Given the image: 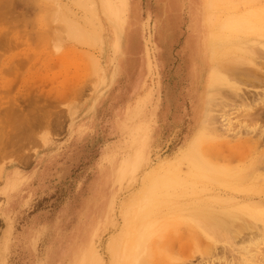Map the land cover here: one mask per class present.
I'll list each match as a JSON object with an SVG mask.
<instances>
[{"label":"rangeland","instance_id":"rangeland-1","mask_svg":"<svg viewBox=\"0 0 264 264\" xmlns=\"http://www.w3.org/2000/svg\"><path fill=\"white\" fill-rule=\"evenodd\" d=\"M212 70L230 85L210 88ZM262 75L264 0H0V264H123L138 231L143 246L168 241L164 264H244L241 243L261 232L246 246L264 264L261 220L195 236L160 215L185 204L205 218L225 204L212 191L264 199V147L238 146L259 132L199 135L223 103L236 131L254 124L234 107L253 104ZM187 239L184 262L170 243Z\"/></svg>","mask_w":264,"mask_h":264},{"label":"bare ground","instance_id":"bare-ground-1","mask_svg":"<svg viewBox=\"0 0 264 264\" xmlns=\"http://www.w3.org/2000/svg\"><path fill=\"white\" fill-rule=\"evenodd\" d=\"M90 8H92V7H90ZM257 50H258V48H257ZM255 55H257V54H255ZM209 73L210 74L208 75L207 83H208V85H210V88H216L222 84L228 83V79H224V77H222L223 75H221V73L218 70H215V71L212 70ZM257 82L258 83H264V75H262V78L259 77ZM228 85H230V83H228ZM237 92H239L240 94L243 93L242 95L245 96V92L242 91V89H240V88L237 89ZM251 92H253V95L251 94L253 96V100H252L253 104L248 103L247 98L250 99V97L244 98L242 96V98L245 100V104L242 103V105H240V106L236 105L234 108H236V110H238L237 112H243V111L248 112V113L251 112L248 115V121H251V122L253 121L254 124H247L244 122L240 123V128L238 131H236L234 128L233 120L231 118L232 114L230 115L231 112L229 113L228 110L226 109V108H230V107H229V105L227 106V104L223 103L224 108L221 111H219L220 113H219L218 119L213 116V114H212L213 112H208L209 110L207 111L208 116L206 117L205 122L202 124L199 135L200 136L210 135V136H214V138H218L220 140H222V139L227 140V138H229V137L233 138L234 135L238 136L236 138H239V136H242V133H243L242 130H245L247 132V134H251V135H254V133L259 132L254 136V138L253 137L251 138L252 139L251 141L249 140V141L244 142L242 140H239V143H238V146H242V147H245V146L248 147L249 144H252V145H254V147L251 146L254 149L253 150L254 153L258 152L261 147H264V127H262L263 124L261 125L259 122V121H261V123L264 122V91L263 92L251 91ZM223 99H225V98H223ZM26 102H27V100H26ZM209 102H210V105L212 103L213 104L215 103L214 98H212V96L209 97ZM260 111H263V113H260ZM219 124H220V126L218 127ZM243 135H244V133H243ZM243 137H245V136H243ZM1 148H2V146H1ZM227 193L228 192L222 191V190H220L219 192H216V191L210 192L209 196H211L212 199H215V202L222 201L224 198H226L224 207H222L221 210L219 211L218 208L214 207L216 204H219V203L208 205L206 217L201 218L200 220H198L200 217L198 219L196 217L200 216V215H205V213L200 214L198 208H195L194 211L191 210L192 212L189 213L187 211L188 209H187L185 204H182V206L178 205V207H173L174 205L167 204L161 208V211H160L161 214L160 215L164 214L165 218H168L169 220H172V221H175V218L178 216L182 217L183 219L186 218L185 223L187 225L189 224L190 226H192L194 228L195 233H196V234H194L195 236H197V232H198L200 227H201L200 231L202 230L204 233H206L207 230H205V229H208L209 226L210 227L212 226L214 228V230L228 231L229 229L233 230L232 227L237 225L239 228L238 229L239 231L244 230L242 227L240 229V225L237 224V223H239L240 219L238 217H236V214H244V215L247 214L248 216L254 218V220H256V221L261 220L262 222H264V199H259V201H256L255 200L256 198L254 196H246V198L244 197V199L241 198L243 200L242 202H239L237 197H235L231 194H227ZM227 205H231L232 207L230 209H228V208H226ZM170 206H172L173 208H170ZM189 206H191V205H189ZM230 212L236 218L228 216L230 218L222 219V217L220 216V215H224V214L229 215ZM184 213L188 214V217H185ZM156 214L157 213H153V215L145 216L142 220H140V226L148 229V228H152L153 226L158 225L159 224L158 223L159 218H156ZM242 224H244V223H242ZM247 226L249 229H253L252 225L247 224ZM197 227H199V228L197 229ZM255 227H256V229H254V230H257V229L260 230L259 226H255ZM209 229L211 230L212 228H209ZM254 230H252V231H254ZM263 232H264V229H263ZM241 234H243V233L241 232ZM259 234L258 235L256 234L257 238H255L256 237L255 234H252L253 237L248 242H247V239H244L243 242H242V240L240 241V242H242L241 245L239 244L241 246L240 250L242 249L245 252V255L241 258V261L244 264H251V261L249 258V255L251 253L249 251L250 246H246V244L249 243L248 245H252V246L259 245V242L262 241L261 239L258 238V236L261 237L262 234H260V235ZM206 235H208V234H206ZM208 237H210V236L208 235L207 238ZM196 238H198V237H194L193 239H196ZM235 238H237V237H235ZM129 239L131 240L132 243L136 242L138 245H140V252L135 253L133 250H130V252H129L130 254H125L124 263H127V264H164L163 259H161V256L156 253L157 252L156 247L159 245L162 247H165L168 243V241L166 239L163 238V240L160 241L159 245L156 241L153 240L149 246H146V245L143 246L141 244L143 242H145L146 239H148V236L146 235V233H140L139 231L131 234ZM191 239H192V237H191ZM191 239H187V241L184 242L185 244L181 243L179 240L178 241H172L170 243V249L175 245L180 247L179 252H181V256H182V259L184 262H187L191 258V257L189 258L188 257L189 255L186 254L187 253L186 245H188V244L192 245ZM206 248H208V246ZM171 250H173V249H171ZM203 254H207V252L203 251ZM255 262L257 263V261H255Z\"/></svg>","mask_w":264,"mask_h":264},{"label":"crops","instance_id":"crops-1","mask_svg":"<svg viewBox=\"0 0 264 264\" xmlns=\"http://www.w3.org/2000/svg\"><path fill=\"white\" fill-rule=\"evenodd\" d=\"M194 45H196V46H194V47H196L197 48V44H196V42H194ZM202 60H204L203 58H202V55H199V57H197V62H198V70H195V72H193V70L192 69H190L189 71L191 72V73H188V76L191 78V82H192V84L194 85V87L196 88L197 87V84H198V82H200V74L201 73H199L200 72V67H201V61ZM200 62V63H199ZM169 99H170V97H169Z\"/></svg>","mask_w":264,"mask_h":264}]
</instances>
